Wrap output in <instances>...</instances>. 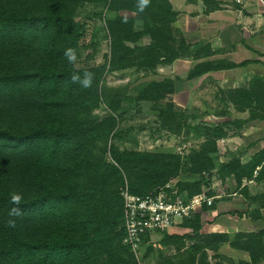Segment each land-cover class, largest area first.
<instances>
[{"label":"trees","instance_id":"16d2710c","mask_svg":"<svg viewBox=\"0 0 264 264\" xmlns=\"http://www.w3.org/2000/svg\"><path fill=\"white\" fill-rule=\"evenodd\" d=\"M92 1L41 0L40 10L33 16L0 9V116L11 117H3L10 128L0 125V221L16 222L15 228L0 229V264H136L132 256L123 258L112 250L118 238L121 250H130L123 244L122 189L118 191L123 186L122 173L137 183L129 193L140 196L164 184L180 168V158L173 154L112 151V163L95 154V143L107 136L115 123L111 114L118 110L126 90L105 89L99 84L97 68L76 69L65 60L67 48L77 51L88 43L85 24L79 26L74 21L73 7ZM160 8L163 15L158 25L145 23L139 31L133 30L135 19L130 17L111 14L106 21L116 57H131L120 69L134 66L151 70L191 57L184 36L173 34L169 28L178 14L168 0H162ZM143 37L148 43L137 44ZM203 53L211 55L205 50L193 57L199 59ZM247 63H197L186 79ZM85 70L95 74L89 89L70 78L74 72L82 74ZM254 80L259 81L264 94L261 78ZM251 85L249 90L256 94ZM173 89L170 79L149 82L135 89L134 100L156 101ZM249 95L243 96L245 101L255 103ZM100 99L111 112L103 118L92 113ZM234 105L241 110L249 107L253 117H264L256 113L263 108L258 104L254 108ZM220 129H214L216 139L226 136L218 133ZM222 169L239 186L252 179L264 184V149L245 164L232 157ZM109 186L115 189L109 190ZM14 192L23 195V215L17 217L9 215ZM252 200L262 201L260 206L264 207V194ZM254 218H260L258 211ZM182 225L198 232L199 215L193 214ZM212 237L228 238L223 234ZM234 239L239 241L236 248L247 251L253 261L264 256V229L236 234Z\"/></svg>","mask_w":264,"mask_h":264},{"label":"rangeland","instance_id":"374dc122","mask_svg":"<svg viewBox=\"0 0 264 264\" xmlns=\"http://www.w3.org/2000/svg\"><path fill=\"white\" fill-rule=\"evenodd\" d=\"M124 3L126 0L115 3L93 0L73 7L75 9L74 21L79 26L85 24L84 29L88 42L86 47H81L76 51L78 60L73 67L76 69L97 68L99 84H102L105 89L126 90L118 110L111 114L115 123L109 129L107 136L99 137L95 143V154L102 156L103 161L108 163H112V151L173 154L180 158V168L176 175L157 187L166 184L174 185L180 193L187 197L202 192L212 195L215 189L216 194L220 196L219 201L228 199V195L235 191L245 194L246 188H241L244 181L239 186L235 180L228 178L222 169V165L229 162L232 157H238L239 160L244 158L245 149L241 148L237 153H230L229 149L221 144L218 148L217 132L214 129L221 128L218 133H224L227 136L228 132H224L223 128L229 131L234 123L232 120L235 119L231 112L233 109H238L235 103L248 104L251 108L258 104L264 108L261 84L259 81L253 83L254 79L248 83L249 86L253 83L251 86L256 91V94H252L251 89L246 88V83L233 87L229 78H197L189 81L185 78V64L179 62L174 65L175 61L151 70L134 66L120 69L124 66L122 62L128 63L127 59L131 57L117 58L112 51V38L106 30V21L109 18H106L105 13L107 12L109 16L113 14L130 17L135 19V22L140 19L143 25L145 23L158 25L160 15H163L160 8L162 0H151L150 6L139 16L136 13V1ZM40 6L41 0H0V9L14 12L13 14L18 13V15L33 16L38 13ZM169 28L173 34L184 36L185 18H181L179 22L176 18V21L169 24ZM147 43V37L137 42L139 45ZM132 64L135 63L132 62ZM165 79L174 81L172 93L165 91L162 93L163 98L156 101L134 100L137 94L135 89L139 86L149 82H161ZM247 93L250 94L249 97L254 98L255 103L245 101L243 96ZM92 113L103 118L111 112L100 99ZM3 117L11 119L4 115L0 116V125L10 128L6 127L10 125ZM20 119L27 118L21 117ZM255 119L256 117H249V121ZM122 177L123 186L118 188L119 192L123 188L130 189V187L137 186V183H134L135 180L129 179L126 173H122ZM108 189L114 190L115 188L109 186ZM256 196L253 195L252 199ZM258 202L262 203V201ZM200 209H196L195 213ZM256 212L254 210L250 213L254 220ZM243 215L239 217H244ZM0 218H2L1 215ZM183 221L178 220L174 225L177 227L176 225L179 224L180 231L178 230L177 234L151 233L141 241L136 251L121 250L120 238L114 242L112 250L123 258L132 256L136 264H210L211 253L218 254L220 250L224 252L227 246L235 249L239 245V241L235 242V235L245 234L236 233L232 241L223 237L213 238L212 235L218 233H205L201 230L202 227L198 232L185 230L182 225ZM2 222L5 223L6 219L0 221V229L4 231L6 223L1 224Z\"/></svg>","mask_w":264,"mask_h":264},{"label":"crops","instance_id":"0c3cea01","mask_svg":"<svg viewBox=\"0 0 264 264\" xmlns=\"http://www.w3.org/2000/svg\"><path fill=\"white\" fill-rule=\"evenodd\" d=\"M168 2L172 11L178 14L177 22L185 18L184 37L190 45L192 55L174 62V65L179 62L185 64V78L197 63L226 60L238 64L246 61L248 63L243 67L213 71L198 78H229L233 87L246 83L247 89L251 80L261 78L264 89V9L262 7L254 2L245 6H236L232 0H168ZM205 50L211 55L203 53L204 55H200L199 59L193 57L194 52ZM233 111L231 114L234 116L235 120H232L234 123L229 126V131L223 128L228 134L217 139V147L219 148L221 144L227 147L230 153H237L244 148L245 159L240 158V161L245 164L252 156L264 149V117L249 121L251 116L249 107L242 110L233 109ZM256 113L264 116V108ZM241 188H246L245 194L235 191L223 201L218 200L220 196L214 189L212 196L215 199L212 207L203 206L195 213L200 217L203 232L226 234L228 240L232 241L236 233H254L264 229V207H261L258 201L252 200L253 195L264 194V184L252 179L244 181ZM254 210L260 215V218L255 220L250 216L251 211ZM240 215L244 217H239ZM178 225L173 226L167 233L177 234L178 230L180 231ZM185 230L190 229L185 228ZM224 249L226 251L220 250L218 254H210V264H264V256L253 261L245 250L231 249L228 246Z\"/></svg>","mask_w":264,"mask_h":264},{"label":"built area","instance_id":"2783aa9c","mask_svg":"<svg viewBox=\"0 0 264 264\" xmlns=\"http://www.w3.org/2000/svg\"><path fill=\"white\" fill-rule=\"evenodd\" d=\"M257 3L264 9V0H232L236 6ZM123 200V244L136 251L143 236L167 232L176 222L190 219L196 209L211 207L214 197L206 192L187 197L174 185L157 187L145 195H134L127 188L121 190Z\"/></svg>","mask_w":264,"mask_h":264},{"label":"clouds","instance_id":"9594fccd","mask_svg":"<svg viewBox=\"0 0 264 264\" xmlns=\"http://www.w3.org/2000/svg\"><path fill=\"white\" fill-rule=\"evenodd\" d=\"M150 3L151 0H136L135 8L137 15L139 16L143 14L145 10L150 6ZM105 15L106 18H112L109 16L107 12L105 13ZM142 27H143L142 20L137 19V21L133 25V30L139 31L142 29ZM64 56L69 64L75 65L77 63L78 57L75 48L72 47L67 48L64 52ZM70 78L72 83L80 85V87L83 89H89L93 85L95 74L85 70L82 74H80L79 72H74ZM22 200H23V195L21 193L14 192L11 194L9 202L10 204L13 205V207L9 211L10 216L17 217L23 215L21 208ZM6 226L10 228H15L16 227L15 220L9 219L6 223Z\"/></svg>","mask_w":264,"mask_h":264}]
</instances>
